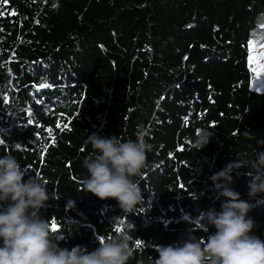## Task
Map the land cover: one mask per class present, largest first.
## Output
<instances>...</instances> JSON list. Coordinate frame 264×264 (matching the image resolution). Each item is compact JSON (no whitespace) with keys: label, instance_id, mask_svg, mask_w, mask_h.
Here are the masks:
<instances>
[{"label":"trees","instance_id":"obj_1","mask_svg":"<svg viewBox=\"0 0 264 264\" xmlns=\"http://www.w3.org/2000/svg\"><path fill=\"white\" fill-rule=\"evenodd\" d=\"M250 41H264V0H0V157L48 183L41 215L58 226L54 243L92 251L96 236L132 222L127 264H155L156 246L186 238L183 215L220 210L209 177L237 159L247 167L229 186L254 205L252 234L264 241V202L246 175L264 151L244 134L264 140ZM205 126L215 135L198 151L191 140ZM93 132L143 134L151 146L131 213L81 190Z\"/></svg>","mask_w":264,"mask_h":264},{"label":"clouds","instance_id":"obj_2","mask_svg":"<svg viewBox=\"0 0 264 264\" xmlns=\"http://www.w3.org/2000/svg\"><path fill=\"white\" fill-rule=\"evenodd\" d=\"M248 139H258L245 131ZM214 130L200 127L195 130L191 147L203 150L214 138ZM86 145L92 152L83 161L87 176L82 180V191L100 200L113 199L124 213H131L144 199L141 188L133 179L143 174L147 165V153L151 146L143 134L136 140H122L119 136L102 137L93 132L87 136ZM248 194L264 202V151L254 154ZM246 162L238 159L228 163L209 179L213 188L223 198L220 210L211 209L199 213L195 219L185 214L182 221L192 225L186 238L175 245L156 246L155 264H264V241L252 234L254 221L248 213L254 205L241 199L240 194L229 185L231 173ZM200 168H198V171ZM27 171L10 152L0 157V264H127L132 255L131 232L136 230L132 222L112 236H96L98 247L88 251L77 245L60 248L53 242L49 221L41 215L49 200L47 182L39 176L24 179ZM74 208L69 201L66 210ZM112 220H119L113 217ZM71 226L68 231L71 232ZM215 232L208 234L209 229ZM205 237H197L195 232Z\"/></svg>","mask_w":264,"mask_h":264},{"label":"rangeland","instance_id":"obj_3","mask_svg":"<svg viewBox=\"0 0 264 264\" xmlns=\"http://www.w3.org/2000/svg\"><path fill=\"white\" fill-rule=\"evenodd\" d=\"M249 53L252 52L251 59L248 54V64L250 66L252 86L251 90L264 93V60L259 59V53L264 52V41L260 44H254L250 41Z\"/></svg>","mask_w":264,"mask_h":264},{"label":"snow or ice","instance_id":"obj_4","mask_svg":"<svg viewBox=\"0 0 264 264\" xmlns=\"http://www.w3.org/2000/svg\"><path fill=\"white\" fill-rule=\"evenodd\" d=\"M259 59L264 60V52L259 53ZM49 131H51V130H49ZM0 143H2V141H0ZM51 229H52L53 232H57L58 226L55 223V221L51 222ZM117 230H119V229H117ZM137 243H138V246H139V242H137Z\"/></svg>","mask_w":264,"mask_h":264}]
</instances>
